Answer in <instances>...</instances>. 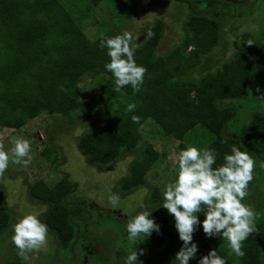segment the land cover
Returning a JSON list of instances; mask_svg holds the SVG:
<instances>
[{"label": "trees", "instance_id": "obj_1", "mask_svg": "<svg viewBox=\"0 0 264 264\" xmlns=\"http://www.w3.org/2000/svg\"><path fill=\"white\" fill-rule=\"evenodd\" d=\"M73 1L0 0V127L22 128L35 114V110L28 108L30 102L35 108L40 106L41 112L62 115L73 123L79 117L91 120L97 115L101 118L99 126L81 134L77 144L90 164L105 165L118 160L123 152L139 147L140 127L150 118L179 139H184V135L196 126L203 125L213 136L207 148L218 153L214 167L224 163L225 154H231L233 146L252 155L254 180L244 202L261 205L260 196L264 199V62L261 58L264 54L260 49L242 45L230 58H213L225 35L227 23L217 14L230 15L223 8L237 5L240 0H174L186 3L190 9L183 22L185 33L179 43L164 47L166 22L163 18L155 20L151 29L154 36L144 38L135 52L137 64L148 70L139 93H134L130 86L120 92L113 90L115 77L105 68L110 57L106 48L99 47L101 37L131 32L132 16L138 4L135 2L134 6L133 2L119 0L129 7L128 13L118 17L115 26L109 25L99 36L91 38L82 26ZM103 1L85 0V11L91 13ZM237 9L236 6L235 11ZM87 76L100 78L101 84L92 96L79 99L74 88ZM109 101L114 106L106 108L108 111L104 116L103 108ZM128 103L136 104L134 112L126 110ZM132 115L141 117L139 124L132 122ZM47 149L42 155H50ZM160 157L159 150L149 144L135 158L129 173L118 186L130 191L147 185V175ZM175 178L174 170L173 181ZM74 190L75 185L63 176L52 183L39 178L28 186L27 191L33 201L49 205L43 222L57 239L60 253L64 250L73 253L82 248L90 255V224L81 218L92 208L68 202V196ZM259 190L260 196L251 200ZM6 194L2 182L0 252L4 256H8L6 247L13 235L15 217L14 209L9 208L4 200ZM162 202L163 191L152 212L161 226L160 232L154 231L151 237L141 241L143 243H135L134 250L145 246L150 251L166 249L163 260L166 261L165 255H168L170 264H177L175 256L183 241L175 228L174 216L159 206ZM74 206H80L82 213L72 210ZM255 211L258 232L244 242L243 257L229 254V244L222 235L206 236L203 231L205 215L199 213L201 224L193 239L198 251L189 264H199V260L212 249H216L228 264H264V207L261 212ZM10 246L11 256L0 264H26L18 255L16 246L12 242ZM50 257L53 264L52 253ZM158 261L152 251L146 264ZM38 263L45 264L46 261L39 260ZM38 263L33 261V264ZM76 263L87 264L88 261L78 255Z\"/></svg>", "mask_w": 264, "mask_h": 264}, {"label": "rangeland", "instance_id": "obj_2", "mask_svg": "<svg viewBox=\"0 0 264 264\" xmlns=\"http://www.w3.org/2000/svg\"><path fill=\"white\" fill-rule=\"evenodd\" d=\"M121 1L133 2L134 6L135 2L138 4L135 15L132 16L131 28V33L139 37L138 43L146 38V31L152 29L157 18H163L166 22L164 47L181 41L185 33L183 22L190 12L186 3L174 2V0ZM121 1L104 0L94 11L91 10V13L85 11L87 6L85 0H74L73 2L76 5L78 15L80 14L79 17L85 32L91 38H96L105 27L115 26L116 19L128 13L129 7H126V4ZM236 6L239 9L235 11ZM131 7L133 9V4ZM223 10L230 12V15L221 16L217 14L227 23L225 35L220 45L215 49V57L213 58L217 60L230 58L240 46H248L247 40L249 39L254 43L251 46L260 49L259 51L264 54V41L263 43L261 41L264 40V0H240L237 5L226 6ZM261 60L264 62V57ZM100 82V78L85 77L74 88L75 95L79 99L90 96L100 86ZM105 96L104 93L103 98ZM119 105L121 104L118 103ZM106 106L103 108L105 110L101 109L103 113H107L106 108L112 109L114 104L109 101ZM39 107L35 108L31 102L28 104V108L32 111L35 110V114H32L22 128L0 127V137H3L6 149H10L12 147L11 141L17 138L27 139L31 144L32 161L30 165L24 167L10 163L5 173L3 183L7 194L4 200L9 208L14 209L15 217L12 225L27 214H35L42 221L47 214L49 205L35 202L28 196L27 190L30 184L39 178H44L52 183L66 176L75 185V190L68 196V202L79 203L92 208L81 218L84 223L88 221L87 223L90 224V242H87L91 254L88 255L82 248L75 250L78 254L75 251L72 253L67 250L60 253L58 241L49 230L48 243L36 254L34 262L38 263L39 260H45V264H51L50 255L52 253L53 264H79L76 263L78 255L87 258V264H125V259L130 252L134 251L135 244L128 240L127 221L142 209H152L156 206L160 201L162 191L165 190L167 184L173 182L176 166L170 156L173 153L179 154L189 146H195L199 149L208 147L213 137L212 134L203 125H198L187 132L184 139H179L173 132L168 133L160 123L150 118L140 127L142 137L137 149L123 152L118 160L110 164L93 165L79 150L77 139L87 130L98 127L101 118L96 117L97 115L91 120H84L79 117L73 123L69 118L62 115L53 116L47 111L41 112ZM149 144L159 150L161 157L147 175L148 184L133 188L130 191L122 190L118 185L129 173L135 158ZM45 148H48L49 156L42 155ZM113 193L119 194L121 198L117 209H113L108 201L109 195ZM259 193H261L260 190L255 192L251 200L259 197ZM260 201L261 205L255 206L254 204L252 207L261 212V208L264 207L263 196H260ZM72 210L82 213L80 206L77 208L74 206ZM81 226L83 232V224ZM11 242V240L7 242L8 256H11L12 253ZM143 249L145 252L139 257L143 264L148 262L152 251H154L156 259L159 260L156 264H170L168 255H165L167 260H163V252H167L166 249L150 251L147 246ZM88 252L90 251L88 250ZM8 256H4L0 252V263Z\"/></svg>", "mask_w": 264, "mask_h": 264}, {"label": "clouds", "instance_id": "obj_3", "mask_svg": "<svg viewBox=\"0 0 264 264\" xmlns=\"http://www.w3.org/2000/svg\"><path fill=\"white\" fill-rule=\"evenodd\" d=\"M154 33L146 31V38L151 39ZM139 37L129 31L113 37H101L99 47L107 49L110 62L105 68L115 77L114 91L120 92L130 86L134 93H139L144 84L147 68L138 65L135 52L139 48ZM253 45L251 39L247 40ZM264 98V97H262ZM135 103H128L126 110L134 112ZM133 123L139 124L141 117L132 115ZM12 147L6 149L3 137H0V183L5 181V173L10 163L28 167L32 161L31 144L27 139L17 138L11 141ZM218 153L214 149H199L189 146L179 154L170 156L176 166V178L167 184L163 191V202L159 205L174 216L175 228L183 245L175 256L177 264H189L198 251L193 242L194 233L201 221L199 213H204L203 231L208 237L221 236L229 244L230 253L243 257L244 242L258 232L257 213L252 205L245 203L250 183L254 180L255 161L249 152L233 146L231 154H225L224 163L216 165ZM119 194H110L109 204L113 209L120 205ZM152 209H142L127 221L128 240L132 243H143L144 238L160 232L161 226L152 216ZM49 228L39 216L27 214L13 225L12 243L18 255L26 262L33 264L38 254L48 243ZM145 252L138 248L130 252L125 264H143L139 259ZM199 264H228L227 260L212 249L204 255Z\"/></svg>", "mask_w": 264, "mask_h": 264}]
</instances>
